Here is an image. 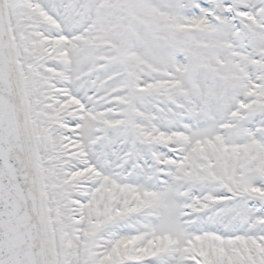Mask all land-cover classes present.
Returning a JSON list of instances; mask_svg holds the SVG:
<instances>
[{
	"label": "snow or ice",
	"instance_id": "snow-or-ice-1",
	"mask_svg": "<svg viewBox=\"0 0 264 264\" xmlns=\"http://www.w3.org/2000/svg\"><path fill=\"white\" fill-rule=\"evenodd\" d=\"M0 264H264V0H0Z\"/></svg>",
	"mask_w": 264,
	"mask_h": 264
}]
</instances>
